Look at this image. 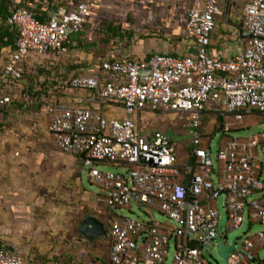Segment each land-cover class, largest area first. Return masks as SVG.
I'll return each mask as SVG.
<instances>
[{
    "label": "built area",
    "instance_id": "obj_1",
    "mask_svg": "<svg viewBox=\"0 0 264 264\" xmlns=\"http://www.w3.org/2000/svg\"><path fill=\"white\" fill-rule=\"evenodd\" d=\"M243 1L235 34L239 51L233 55L211 48L216 18H227L232 0H198L183 22L192 54L101 58L93 64L96 71L47 78L55 84H46L45 93L34 96L57 147L76 155L103 193L109 264H211L204 250L213 244L217 251L221 242L233 243L227 264H264L258 255L264 232L231 242L217 232L220 197L227 230L240 228L245 220L264 223L258 155L264 144V0ZM96 3L78 0L44 21L23 6L11 9L4 23L15 31V42L1 82H16L22 89L30 55H64L68 35L84 31ZM40 90L34 86L33 91ZM146 111L186 113L189 145L175 144L160 130L143 134L140 116ZM205 115L222 117L224 131L232 124L227 117L241 122L244 115H257L263 130L221 140L212 156L209 138L200 131ZM105 162L117 170L96 166ZM131 201L144 219L120 213ZM155 213L165 219H156ZM0 264L29 262L1 246Z\"/></svg>",
    "mask_w": 264,
    "mask_h": 264
},
{
    "label": "rangeland",
    "instance_id": "obj_2",
    "mask_svg": "<svg viewBox=\"0 0 264 264\" xmlns=\"http://www.w3.org/2000/svg\"><path fill=\"white\" fill-rule=\"evenodd\" d=\"M137 1L141 0L132 2L137 4ZM102 2L101 8L98 6L94 18L92 17L93 19L80 34V42L76 47L70 48L68 54L57 56L58 63H55V60H52V64L47 61L35 63L31 71L25 72L31 74L32 78L24 75L22 89L15 85L16 82L0 84V244L14 247L23 254L29 252L39 256L43 254L44 247H41L42 242L35 239V230L26 235L16 234L18 226L14 225L16 216L13 214L12 206L16 203L18 181L23 175L18 173V169L17 171L14 169L23 165L25 167H22L26 168V175L34 170L29 166L28 156H20V146L17 141L27 143L30 138H52L46 130L43 108L34 97L35 94L25 91L26 86L35 82L38 85L44 78H56L57 74L61 76L64 74L67 77V73L77 72L79 68H82L80 72L83 73L106 51L120 48L122 44L142 37L140 31L130 28L134 27L137 20L140 21L130 12L132 8L129 4L130 0H102ZM108 25L117 27L119 34L110 31ZM31 79L34 80L31 82ZM4 98L8 100L5 101ZM206 120L202 130L205 138H209L208 144L212 156L216 154L221 140L234 136L247 138L263 130L257 115H244L241 122L227 117L225 121L232 123L228 131L222 129L223 122H219L216 116H207ZM152 130L164 132L177 145H189L191 139L187 114L183 112L159 114L154 121L149 119L148 125L141 122L143 134ZM33 147L35 145H30L25 151L28 153ZM36 149L38 151L39 145ZM258 155L264 173V144L258 148ZM35 164H39L38 160ZM56 165L57 163L54 162L52 168L55 172L49 173L50 176L43 177L44 174H39L28 177L34 195L28 201L33 207L35 206L32 210L36 219L44 223L46 231L43 236L50 248L47 254L52 256L45 259L42 256L36 257V261H40L37 264L42 262L46 264V261L49 264H108L109 238L87 240L78 231L80 221L87 215L96 216L105 222L106 208L101 189L91 181L88 168L83 166L80 160H78L80 188L71 167L69 171L65 169L61 171L60 167L56 169ZM96 166L105 171L117 170V166L108 162ZM34 167L36 168L37 165ZM29 184L27 183V186ZM217 209L219 212L217 232L221 233L227 242H231L233 238L242 239L246 235L264 232V223H250L248 220H245L240 228L229 231L227 215L222 210L221 197L218 199ZM120 213L129 217L145 218L141 209L132 201ZM155 218L165 219L158 213H155ZM221 239L222 237L218 238V241ZM258 255L264 260V244ZM203 256L211 264H227L213 244L207 245Z\"/></svg>",
    "mask_w": 264,
    "mask_h": 264
},
{
    "label": "crops",
    "instance_id": "obj_3",
    "mask_svg": "<svg viewBox=\"0 0 264 264\" xmlns=\"http://www.w3.org/2000/svg\"><path fill=\"white\" fill-rule=\"evenodd\" d=\"M77 1L78 0H6V2L8 3L9 10L18 6H23L31 10L32 12H44L48 15H51L60 8H64L67 10L71 9L72 7H74ZM130 1L131 3L129 4L131 5L130 7H132L130 12L132 13V16L134 18H138L142 22L140 23V21L137 20V22L134 24V27L130 28L140 31L142 37L140 39L127 42L124 45L122 44L120 48L106 51V53L97 58V62L101 58H106L110 56H134L142 58L154 52H164L175 56H184L193 53V46L190 42L184 39L182 31L186 11L191 6H193L198 0H141L137 1V4L132 2L134 0ZM243 3V0H232L231 6L226 9L227 18L223 19L221 15L217 16L216 26L211 37L212 49L222 48L226 55H233L239 51V42L236 39L235 34L236 30L239 28L241 23ZM101 4H103L102 0H97V3L95 4V7L93 9L91 19L94 18V14H96L98 6L101 8ZM144 20L146 21L143 22ZM5 41V38L0 39V84L2 83L1 71L3 64L8 59L9 53L12 49L10 45L4 43ZM74 44L75 43L72 42V47H67V52L64 55L68 54L70 48H74ZM58 58L59 57L50 53H46L41 56L30 55L25 60L24 66L27 71H31L35 63H42L44 61H47L48 63L51 62L52 64V60H55V63H58ZM81 69L82 68L77 69V72L73 71L67 73V77H65L64 79H68L73 74H86L92 70L96 71V68L93 67V65L89 66V68H87V70L83 73L80 72ZM112 111L114 113H117L118 115H121V112L115 108H112L111 112ZM162 113L163 112L161 111L144 112L142 116H140V125L142 121L144 122V125H148L149 119H152V121H154L155 117ZM45 122L47 130L46 119ZM17 144L20 146V156L27 155L29 160V166L34 168V170L32 169V172L29 173L30 176L44 174L43 177H47L49 173L55 172L54 168H52V165L55 162L57 163L56 169L60 167L61 171L63 169L69 171V168L71 167L74 171V175L78 180V188L81 187L78 177V157L74 154H70L59 149L53 137L30 138L29 142L27 143L26 141H17ZM30 145H35V147H33V149L27 153V151L25 150H27ZM37 145H39L38 151L36 149ZM37 160L39 164H35ZM35 165H37L36 168L34 167ZM22 166L23 165H19L17 166V168L14 169L15 171H17L18 169V173H21V175H23L22 178L18 181V194H16L15 196L16 203H14L12 206L13 214L14 216H16L14 225H16V227L18 226L16 234L20 235V233H22L26 235V233L30 234L35 230V239H37V241L39 242H42L41 245L43 246L41 247H44L43 254L39 256L44 257V259L50 258L52 257L50 256L51 254H47V251L50 249L48 248V241L43 236L45 233L44 231H46L45 226L43 222H40L38 221V219H36L32 210L35 209V206L33 207L32 203L28 201V199H32V197L34 196L32 194L33 189L30 188L32 185H30L28 181L29 175L25 174L26 168H23L25 166ZM46 171H48V174H46ZM40 178L42 179V177ZM27 183L29 184L28 186ZM26 226L28 227L26 228ZM38 233L41 234V238H39L40 234ZM12 249L19 252V250L14 247ZM19 253L29 262V264H37L38 262L40 263V261H36L35 259L39 256H36L34 253ZM38 259L41 260V258ZM46 264H49V262L46 261Z\"/></svg>",
    "mask_w": 264,
    "mask_h": 264
},
{
    "label": "trees",
    "instance_id": "obj_4",
    "mask_svg": "<svg viewBox=\"0 0 264 264\" xmlns=\"http://www.w3.org/2000/svg\"><path fill=\"white\" fill-rule=\"evenodd\" d=\"M10 11L11 10H9L8 3L6 2V0H1V2H0V16L2 18V23L0 24V39L6 38V41L4 43L10 45L11 48H13L14 47V42H15V31L9 25H6L4 23L5 18L9 15ZM32 13H33L34 17L36 19L40 20V21L47 20L49 18V16H50L47 13H44V12L43 13H35V12H32ZM108 29L110 31H112L116 35L119 34V30H118L117 27H113L111 25H108ZM81 33L82 32L73 33V34L68 35L67 40L65 42V45L67 47H72L71 46L72 45V42H74L75 43L74 44L75 45L74 47H76L77 44L80 42L79 37H80V34ZM24 75H25V77L28 76V78H32V75L31 74H24ZM57 76L60 77L61 79H64L65 78L64 74L62 76L59 75V74H57ZM33 80L31 79V82ZM46 84H48L51 87L52 85L55 84V81L50 80V82H49V80H47V78H45L44 81L40 82L38 85H37V82H35L33 84H29L26 87V90L25 91L26 92L28 91V93H31V94L40 95L41 93H45V91L47 89L45 87ZM34 86L41 87V90L40 91H33ZM206 117L207 116H204L203 119H202V124H201L202 126L200 128V131L202 133H204L202 129H203V123H205L207 121L206 120ZM216 117H217V120L219 122H222L223 121L222 117H220V116H216ZM1 246H4V247H6L8 249H12L9 246H5V245L0 244V247Z\"/></svg>",
    "mask_w": 264,
    "mask_h": 264
},
{
    "label": "water",
    "instance_id": "obj_5",
    "mask_svg": "<svg viewBox=\"0 0 264 264\" xmlns=\"http://www.w3.org/2000/svg\"><path fill=\"white\" fill-rule=\"evenodd\" d=\"M78 231L87 240L106 238L107 236L104 222L93 215H87L80 221ZM232 249L233 243L226 246L221 242L218 246L217 253L227 260Z\"/></svg>",
    "mask_w": 264,
    "mask_h": 264
}]
</instances>
